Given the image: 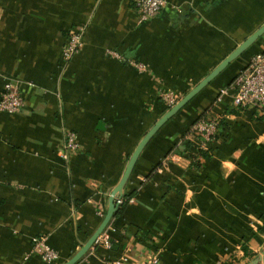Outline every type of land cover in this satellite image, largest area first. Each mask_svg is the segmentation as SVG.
<instances>
[{
	"label": "crops",
	"instance_id": "obj_1",
	"mask_svg": "<svg viewBox=\"0 0 264 264\" xmlns=\"http://www.w3.org/2000/svg\"><path fill=\"white\" fill-rule=\"evenodd\" d=\"M166 1L179 11L139 24L133 0H0V94L11 79L25 101L21 113L0 112V264H47L30 253L39 236L58 254L53 264L72 259L144 138L264 26V0ZM79 26L83 49L63 64L62 46ZM263 50L264 34L157 129L123 187L135 200L114 219L115 250L91 248L76 264H107L128 249L132 264L150 253L158 264H247L262 251L264 119L225 97L213 114L229 116L207 159L181 139ZM161 92L177 103L166 106ZM66 132L81 143L67 159ZM170 152L167 168L149 176ZM145 177L152 182L142 185Z\"/></svg>",
	"mask_w": 264,
	"mask_h": 264
},
{
	"label": "built area",
	"instance_id": "obj_2",
	"mask_svg": "<svg viewBox=\"0 0 264 264\" xmlns=\"http://www.w3.org/2000/svg\"><path fill=\"white\" fill-rule=\"evenodd\" d=\"M134 10L137 15L138 23L143 24L151 19L157 17L167 7L175 11H179L175 5H170L166 0H133ZM85 28L78 27L71 31L68 35L67 42L61 49V60L63 64L72 60L83 49ZM108 55L120 61V56L115 51H109ZM125 62V61H124ZM131 67L138 71H145L146 68L139 63L128 62ZM161 100L166 106L172 107L177 101L178 97L170 92H161ZM225 97L230 98L231 108L236 110H244L248 108L254 109L258 115L264 119V50L251 56L248 64L243 68L236 77L228 84L227 87L221 88L218 91L217 97L213 106L206 111H203L198 119L185 131L181 142L186 143L195 151V155L200 159L199 152H207L208 147L219 136L222 120L229 115H214L213 108L219 105ZM25 101L21 92L19 82L8 79L5 81L3 91L0 94V112L18 114L24 110ZM81 143L76 133L66 132L62 141V157L67 159L72 154L78 152ZM174 152V151H172ZM168 154L160 161L156 173H161L169 165L170 158L173 155ZM141 184L145 185L151 183L150 177L141 179ZM134 198L128 200L122 197H115L114 201L118 209L125 203L132 204ZM101 214V213H100ZM116 232L114 219H111L109 224L103 232L95 240L92 249L95 247H102L106 250L112 248V235ZM31 255H38L43 262L47 264L55 263L59 256L47 242L45 236L34 237L31 239ZM90 248V249H91ZM129 250H125L120 257L107 264H132L130 261ZM28 257L26 256L24 260ZM158 253H150L147 257L138 264H158Z\"/></svg>",
	"mask_w": 264,
	"mask_h": 264
},
{
	"label": "water",
	"instance_id": "obj_3",
	"mask_svg": "<svg viewBox=\"0 0 264 264\" xmlns=\"http://www.w3.org/2000/svg\"><path fill=\"white\" fill-rule=\"evenodd\" d=\"M264 34V26L260 28L257 32H255L251 37H249L244 43H242L231 55H229L206 79H204L200 84H198L192 91H190L178 104H176L155 126L154 129L150 131V133L144 138L141 142L137 150L135 151L130 163L124 173L121 181L114 189L112 196L109 202V211L103 219L99 229L96 233L91 237L88 243L82 247V249L69 261L64 264H76L93 246L97 237L103 232L106 226L109 224L113 216L118 212V207L115 204V197H122V190L124 185L126 184L130 173L133 169L134 163L139 156L141 150L143 149L146 142L151 138V136L157 131V129L165 123L170 117L176 114L184 105H186L202 88H204L210 81H212L223 69H225L235 58H237L243 51H245L248 47H250L260 36ZM264 264V248L261 251V255L257 258L253 259L247 264Z\"/></svg>",
	"mask_w": 264,
	"mask_h": 264
},
{
	"label": "trees",
	"instance_id": "obj_4",
	"mask_svg": "<svg viewBox=\"0 0 264 264\" xmlns=\"http://www.w3.org/2000/svg\"><path fill=\"white\" fill-rule=\"evenodd\" d=\"M79 27H80V26H79ZM81 27H84V26H81ZM77 28H78V27H77ZM77 28H75V29H77ZM84 28H85V27H84ZM69 33H70V32H69ZM69 33H68V35H69ZM67 38H68V36H67ZM66 42H67V39H66ZM66 42H65V43H66ZM62 47H63V46H62ZM255 54H256V53H255ZM240 71H241V70H240ZM240 71H239V72H240ZM239 72H238V73H239ZM238 73H237V74H238ZM237 74H236V75H237ZM236 75L234 76V78L236 77ZM234 78H233V79H234ZM233 79H232V80H233ZM229 84H230V83H229ZM227 86H228V85H227ZM227 86H226V87H227ZM223 88H224V87H223ZM197 119H198V117L195 119V121H196ZM195 121H194V122H195ZM194 122H193V123H194ZM193 123H192V124H193ZM192 124H191V125H192ZM191 125H190V126H191ZM190 126H189V127H190ZM189 127H188V128H189ZM188 128H187V129H188ZM221 136H222V135L219 134V136L217 137V139H216L215 141L217 142L218 139H219ZM173 148H174V146L172 147V149H173ZM201 156H202V158H204V159H207V158H208V155H207L206 153H202ZM160 161H161V160H160ZM159 165H160V162H158V163L156 164V166H155L154 169L151 171V173L149 174V176H150L151 174H155V171H156L157 167H159ZM196 166H198V165H196ZM198 167H199V166H198ZM123 198L126 199V200H128L129 198H134V196H133V194H131V195H128V196H124ZM125 206H126V203L118 209V212L113 216V219H115V217L121 215V213L123 212ZM114 225H115V222H114ZM115 228H116V232H117V226H116V225H115ZM116 232H115V233H116ZM115 233L112 235V248H111V250H115V247H114V235H115ZM238 261H239V259H238L237 257H233L229 262H227V263H225V264H235V263H237Z\"/></svg>",
	"mask_w": 264,
	"mask_h": 264
},
{
	"label": "rangeland",
	"instance_id": "obj_5",
	"mask_svg": "<svg viewBox=\"0 0 264 264\" xmlns=\"http://www.w3.org/2000/svg\"><path fill=\"white\" fill-rule=\"evenodd\" d=\"M259 255H261V252L260 253H258L257 255H256V257L255 258H257ZM250 258V257H249ZM249 262H250V260H249ZM260 264H262V263H260Z\"/></svg>",
	"mask_w": 264,
	"mask_h": 264
}]
</instances>
